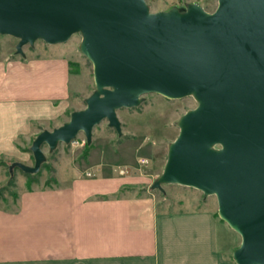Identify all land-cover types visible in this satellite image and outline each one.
<instances>
[{"label":"water","instance_id":"water-1","mask_svg":"<svg viewBox=\"0 0 264 264\" xmlns=\"http://www.w3.org/2000/svg\"><path fill=\"white\" fill-rule=\"evenodd\" d=\"M80 34L78 50L92 66L94 89L83 108L41 129L29 145L27 173L78 134L91 142L102 120L121 135L117 110L143 95H190L197 104L176 120L161 172L150 189L167 183L214 195L217 216L240 237L235 264H264V0L198 1L152 11L147 0H0V35L17 38L15 52L42 39L63 43Z\"/></svg>","mask_w":264,"mask_h":264},{"label":"crops","instance_id":"crops-1","mask_svg":"<svg viewBox=\"0 0 264 264\" xmlns=\"http://www.w3.org/2000/svg\"><path fill=\"white\" fill-rule=\"evenodd\" d=\"M13 51L0 52V158L28 163L32 136L80 108L70 86L78 72L62 53ZM94 150L80 162L59 152L51 186H31L14 207H0V264H235L227 224L206 199L160 203L148 190L157 174Z\"/></svg>","mask_w":264,"mask_h":264},{"label":"rangeland","instance_id":"rangeland-1","mask_svg":"<svg viewBox=\"0 0 264 264\" xmlns=\"http://www.w3.org/2000/svg\"><path fill=\"white\" fill-rule=\"evenodd\" d=\"M184 1L185 0H180V2ZM178 2V0H152L148 3L150 5V9L152 11H155L157 9H166L172 4H178ZM200 4L205 10L212 11L216 6V0L202 1ZM2 35H0V52L3 49V46H9L10 44V47L14 50V53L16 46L14 39L17 41V38L11 40L8 37L4 38L6 36L2 37ZM79 43L80 34L74 33L67 39V41L63 43L61 42L60 44H49L42 39H37L34 41V45H23V51L24 53L33 51L39 54L62 53L64 55H67L70 59H75L76 61H70L72 62L70 64L71 67L73 69H78V75H72L70 77V86L73 93L72 99L76 102L75 104L79 105L80 108H83L84 98L88 96L94 89V82L92 79L91 63L84 54L79 52ZM16 53L17 52H15V54ZM76 95L80 97L75 98ZM196 104L197 102L190 95H186V97L182 98L168 99L156 93L144 94L143 100L138 106H135L133 108L122 107V109L117 110L119 111L118 115L122 118L121 121L119 117L121 121V130L123 131L121 135H118L117 131L114 130L113 127H109L106 120H102L93 127L90 142L92 146L88 150V152L91 149H95L94 151L100 149L101 155L103 156L112 155L121 157L123 159L125 157H129L130 159L134 160L137 159L134 166L143 168L144 170L142 172L144 174L158 175L163 168L162 165L166 158L167 144L175 137L179 129V127H177L176 125V120L188 108H192ZM69 114L70 113H67V117L65 118L66 120ZM77 137L83 138L84 135L80 133L77 135ZM125 140H128V142L133 145V149L131 151L127 150V147L122 148V142ZM30 144L31 142L29 141V144H27V146H29ZM74 144L75 142H73L72 144L71 142H59V144H57V147L52 151L49 150L47 145H42L46 161L42 162L39 170L34 173L24 172L16 166L13 167L10 172L8 169L9 163H11V161H15L16 159L4 158L5 161H7V166L0 165V207H2L3 209H9V207L11 205L13 206L14 202L17 200L16 198L18 197V195H21L25 189H30L31 186H33L34 188L36 186L41 187V185L45 187H47L48 185L51 186L54 181L48 180L50 179V176H53L54 178L56 176L54 161L58 160L57 157L59 156V152H61V155H67V158L73 157L74 161L77 160L78 162H80L83 159L84 145L76 146ZM29 153L31 154V151H29ZM139 158H146L148 160V163L146 165H143L139 161ZM33 162L34 159L32 158L31 154V159L27 164L31 165L33 164ZM125 167L129 169L128 166ZM132 170L135 172L141 171L139 168ZM29 174H33L34 176ZM58 175L60 176V173H58ZM9 179H11V184L8 183ZM46 182L48 183V185L45 184ZM27 185H31L30 188ZM166 185H168L167 188H165ZM148 190L150 192L156 193L158 202L163 204L167 203L170 207L184 206L183 203L194 204L197 197L201 196L206 199V202L208 204H210L212 210H215L217 212L215 196L205 195L201 191L191 186L187 187L181 184L167 183L163 185L162 191L157 188H149ZM11 192L16 193L17 196L14 198ZM227 226L225 225L227 229V232L225 233H229L231 237L230 244H234L237 246L240 242V237L233 229H230ZM221 238L223 239V235Z\"/></svg>","mask_w":264,"mask_h":264},{"label":"trees","instance_id":"trees-1","mask_svg":"<svg viewBox=\"0 0 264 264\" xmlns=\"http://www.w3.org/2000/svg\"><path fill=\"white\" fill-rule=\"evenodd\" d=\"M70 64L72 63V62H69ZM75 63V62H74ZM71 66V65H70ZM73 71L74 72H78V69L76 68V69H73ZM71 111V110H70ZM70 111H68V113H70ZM36 134H34L33 136H32V138H31V141L33 140V138H34V136H35ZM30 141V142H31ZM91 146H92V144L90 143V144H87L86 142H85V145H84V150H83V157H85L86 155H87V152H88V150L91 148ZM25 147V149L26 150H28V151H30V147L29 146H24ZM44 164H46V163H44ZM0 165H3V166H7V161H5V159L4 158H0ZM29 175H32V176H34L33 174H29ZM11 179H9V184H11L12 182L10 181ZM55 181V178L53 177V176H50V179L48 180V181ZM46 185H48V183L46 182L45 183ZM29 188H30V186L31 185H27ZM12 193V196L15 198L16 196H17V194L16 193H14V192H11ZM217 214H216V212H215V216H216Z\"/></svg>","mask_w":264,"mask_h":264},{"label":"built area","instance_id":"built-area-1","mask_svg":"<svg viewBox=\"0 0 264 264\" xmlns=\"http://www.w3.org/2000/svg\"><path fill=\"white\" fill-rule=\"evenodd\" d=\"M148 2H151L152 0H147ZM179 2H178V4H182L183 2H180V0H178ZM185 1H192V2H194L195 0H185ZM184 1V2H185ZM197 1H199L200 3L202 2V1H207V0H197ZM73 142H75V144L74 145H76V146H83V145H85L84 143H85V137H83V138H79V137H75L74 139H72V141H71V144L73 143ZM139 161L143 164V165H146L147 163H148V160L146 159V158H139ZM144 169L143 168H141V171H143ZM86 174L87 175H89L90 174V172L89 171H86Z\"/></svg>","mask_w":264,"mask_h":264}]
</instances>
